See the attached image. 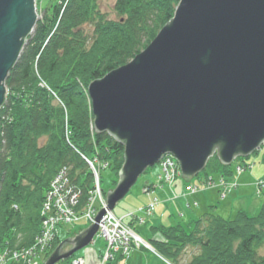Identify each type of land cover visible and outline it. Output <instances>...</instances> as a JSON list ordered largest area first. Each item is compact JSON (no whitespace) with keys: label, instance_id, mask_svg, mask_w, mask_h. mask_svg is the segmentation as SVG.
Returning <instances> with one entry per match:
<instances>
[{"label":"water","instance_id":"95a60500","mask_svg":"<svg viewBox=\"0 0 264 264\" xmlns=\"http://www.w3.org/2000/svg\"><path fill=\"white\" fill-rule=\"evenodd\" d=\"M37 21L34 0H0V107L5 79ZM93 128L124 149L95 223L44 264L86 248L106 212L165 155L191 181L214 156L229 167L264 143V0H180L151 43L87 87ZM71 246L61 253L62 246Z\"/></svg>","mask_w":264,"mask_h":264},{"label":"trees","instance_id":"16d2710c","mask_svg":"<svg viewBox=\"0 0 264 264\" xmlns=\"http://www.w3.org/2000/svg\"><path fill=\"white\" fill-rule=\"evenodd\" d=\"M97 1L67 0L65 6L46 7L4 82L8 96L0 108V252L32 241L40 229L46 190L61 167L69 169L72 185L80 189V206L86 204L93 177L80 154L110 164L115 186L123 147L106 133L92 134L87 87L142 51L172 18L179 0H116L117 20L101 15ZM86 25L92 27L90 36L83 31ZM40 80L53 94L39 87ZM54 97L67 111V121L62 107L53 105ZM44 137L47 142L40 145ZM232 166H221L215 157L199 176L202 181L215 173L230 179ZM153 230L163 239L151 241L152 247L177 264L187 247L198 251L188 264H264V200L254 216L238 211L233 220H224L210 212L186 225ZM58 244L53 243L46 259Z\"/></svg>","mask_w":264,"mask_h":264},{"label":"rangeland","instance_id":"374dc122","mask_svg":"<svg viewBox=\"0 0 264 264\" xmlns=\"http://www.w3.org/2000/svg\"><path fill=\"white\" fill-rule=\"evenodd\" d=\"M35 1L37 4L35 8L37 12V21H38L36 23H39L43 20L44 10L46 9V7L51 8L54 5H61L62 3L67 2V0H35ZM115 1L116 0L97 1V8L99 10V13L103 15L106 19L109 20L118 19V15L114 10ZM83 31L85 34H88L90 36L92 34V27L86 25ZM39 87L44 88L47 91H49L51 94H53L50 91L49 86L46 85V83L41 80L39 83ZM5 95L8 96L7 90ZM52 103L53 105H60L56 97H54ZM61 107L64 111V117H65L67 111L63 106ZM66 121H67V116H66ZM90 130H92V134L95 133L93 128V123L90 126ZM67 132L68 130L65 127L64 129L65 138ZM70 136L71 133L69 134L68 137ZM66 141L71 146V144L68 142L69 138H67ZM46 142H47V137H44L42 138V140H40L39 144L41 145ZM263 152H264V143L263 145H261L260 150L257 154L252 155L250 158L249 157L244 158L247 164L251 165L252 169H248L243 173L241 171L242 167H238L241 165L239 163H238L239 165H237V163H233L232 169L234 174L230 179H225L224 181L220 179L221 175L216 173L210 175V177H208L206 181H202L201 178L202 176H199L200 175L199 173L198 175L199 177L196 176L194 180L192 179L190 182H187L182 179L180 167L175 158L172 159L176 163L175 166H178L179 173L177 175L179 176L177 178H172V175L170 177L169 173L171 171V167H174V164L172 165L171 162L166 161V159L169 158H165L163 156L160 159V161L157 163V165L153 166L152 168H148L146 172L138 178L134 187L129 191V193L125 196L123 200H121L119 203L116 204L113 211H109L104 214V216L101 218L100 222L98 223V230L94 235L92 242L86 248L74 253L70 258L61 260L60 262H62L63 264H118L119 262H115L118 257L120 261L123 262L127 261V263L129 264H139V262L141 261L140 256L134 255V252L137 248L139 251L148 252L153 256H155L158 259L159 264H177L174 263V261H171L159 255L148 241L149 239L152 238L151 237L152 235H155L154 233L155 230H153L155 228H151L149 223L148 222L146 223V220L150 215L155 214L157 217L160 216V218L163 216V223H162L163 226H159V227H170L171 225H173L172 219L175 217V216H171L170 213L171 211L166 209L165 206L162 205L164 202L161 199H159V195H157V193L155 194V192L170 185L172 186L177 185L179 187L184 185V191H182L181 194L172 196L175 197L174 202H179L180 204L186 202L188 204H191L187 200L190 199L193 200L195 198L196 202H198V206L195 207L194 209L195 216L199 212H200L199 215L201 214V212H204L205 214L206 210H209L211 213H214V215L218 216L219 212L218 214L216 213L214 205L210 208L207 207L208 204L211 202V200H214L211 197V193H216L217 199L215 201H219V203H221L224 200V198L229 196L231 191L238 188V185L234 182V178H236L234 176H236L237 174V177L239 178L244 176L247 179L248 177H250L251 179L248 178V180H250L249 182L250 185L252 184L253 179L256 177V179H254L253 182V187L256 191L255 196L262 198V203H263L264 184H261V182L264 181V177L262 179L259 178L261 175H264V164H262L261 162V157ZM123 153H124V149H123ZM80 157L87 165L93 177V189L88 194V199L86 201V204L80 206L81 192L76 185L74 186L72 185L69 176V169L67 167H61L60 169H58V171L55 173V175L53 176V178L49 183L48 189L46 190L44 200L40 208L41 224L39 231L36 233L32 241L28 245L21 247L16 245L13 248L11 247L12 249L8 248L9 253L8 252L5 253L4 251L0 252V259H3L6 264H44L47 260L45 259V254L51 248V246L56 240L59 241L60 244L61 241L63 240L73 239V233L79 232L81 230L86 229L90 225H93L95 223L94 219L97 216L98 212L106 208L107 206L106 193L112 191L115 187L113 186V182L115 181V176L113 172L110 170V164L108 163L98 164L95 158L91 160L84 157L81 154ZM213 158H215V156ZM164 162H165V166L163 165ZM96 166L101 168L100 175L98 173L99 171L97 170ZM205 168L203 169V171L205 170ZM159 171L160 173L158 174ZM166 172L168 175L166 174ZM61 175H63L64 179L67 178V180H69V184L73 187V193H72L73 198L71 200H68L67 202H65L63 195L60 196V191L56 189V186L52 185L55 182V180ZM172 180L173 183H171ZM212 181H215V185H217L218 188L211 183ZM116 183H117V179L115 185ZM191 186L193 187L192 191L193 192L195 191L196 194H194L193 196L189 195L185 197L187 194L191 192V190H188V188H191ZM143 197L149 198L147 204H145L146 199H144ZM49 200H50V204H49ZM173 207H178V206L175 205ZM190 207H192V205ZM14 208L16 207L14 206ZM188 210L189 209H185L186 212ZM136 215H139L141 217L137 218L138 216L136 217ZM134 216L135 218H132ZM250 216L252 215L250 214ZM200 217L192 218L188 223ZM223 218L224 220H228L227 217H223ZM169 219L171 221H169ZM233 219L234 218L232 217V219L230 220ZM159 238L161 240L163 239L161 236ZM125 240L129 241L130 244L129 248L127 249L128 250L127 254L128 253L129 254L126 257L122 256L123 251L119 249L121 248L119 246V244H121L120 241H125ZM238 244L239 241L234 242L235 247H237ZM69 249H71V246L68 245L62 246L61 253H66L68 252ZM117 249L119 252H115V251L112 252L113 250H117ZM21 251H26L24 255L28 256L29 260L28 258L23 260V258H21L22 256H20L16 262L14 260L15 258L13 257V254L16 252L20 253ZM197 252L198 251H196L195 249L187 247L183 251L181 256H178V264H188L191 258L193 257V255L197 254ZM50 256L51 255H49L47 258H49ZM39 257H42L41 261H38ZM130 258H132V261L130 260ZM69 261L70 263H68ZM60 262H58L57 264H59Z\"/></svg>","mask_w":264,"mask_h":264},{"label":"crops","instance_id":"0c3cea01","mask_svg":"<svg viewBox=\"0 0 264 264\" xmlns=\"http://www.w3.org/2000/svg\"><path fill=\"white\" fill-rule=\"evenodd\" d=\"M254 174V173H253ZM264 175H261L259 178H263ZM249 179H251L250 177H248ZM248 178L246 179L244 176L243 177H237L234 178V182L238 185V188L231 191L229 196H227L226 198H224V200L219 203V201H215L217 199V195L216 193H211V197L214 200H211V202L208 204V208L212 207L214 205V208L216 210V213L218 214L219 217L223 218V217H227L228 220L232 219V217L234 218L236 213L238 211H245L248 215H256V213L259 211L261 204H262V198L256 197L255 196V189L253 187V182L254 179L252 181V184L250 185L249 182L250 180H248ZM175 186V185H174ZM168 189L167 187H164L161 190H157L155 192V194L157 193V195H159V199H161L164 203L162 205L165 206L166 209L170 210L171 212V216H175L172 219V224L171 226H177V225H184L186 223H188L192 218H196V217H200L202 214H204V212H201V214L199 215V213L195 216L194 211L190 212L189 211H185V209H183L179 204V202H170L167 198V194H168ZM175 192L177 194H181L182 191L181 189L177 188L175 190ZM144 199H146V203L149 201V198L147 197H143ZM189 203H192V201H196L195 198L192 200H187ZM177 205L178 207H173L175 205ZM229 205L228 210L227 211H223V205ZM206 209V208H204ZM205 213H210L209 210H206ZM224 213V214H221ZM224 219V218H223ZM169 221H171L169 219ZM149 223L151 228H158L159 226H163V216L160 218L157 217L155 214L150 215L147 220L146 223ZM171 223V222H170ZM169 226V225H168ZM170 226V227H171ZM142 252V253H140ZM142 254V255H141ZM134 255L136 256H140L141 261L139 262V264H159L158 259L153 256L152 254L148 253V252H143V251H136L134 252ZM133 255V257H134ZM132 257V258H133ZM132 258H130V260L132 261ZM115 262H119L118 264H129L127 263V261L123 262L120 261V259L117 257Z\"/></svg>","mask_w":264,"mask_h":264},{"label":"bare ground","instance_id":"6f19581e","mask_svg":"<svg viewBox=\"0 0 264 264\" xmlns=\"http://www.w3.org/2000/svg\"><path fill=\"white\" fill-rule=\"evenodd\" d=\"M180 1V0H179ZM178 1V2H179ZM63 5L65 4V3H62ZM34 5L35 6H37V4H36V1L34 0ZM65 6V5H64ZM35 11H36V8H35ZM36 16H37V12H36ZM170 20V19H169ZM168 20V21H169ZM151 43V42H150ZM142 51H140L139 53H141ZM131 61V60H130ZM127 64V63H126ZM8 76V75H7ZM7 78V77H6ZM6 80V79H5ZM3 85H4V87H5V84L3 83ZM5 89H6V87H5ZM7 90V89H6ZM6 98H7V96L5 95L4 96V102H5V100H6ZM89 98V97H88ZM89 101H90V99H89ZM3 105L4 104H2L1 105V107H3ZM0 107V108H1ZM90 108H91V101H90ZM91 114H92V112H91ZM92 119H93V115H92ZM93 121V120H92ZM64 123H65V125H66V127L68 128V125H67V122L66 121H64ZM93 123V122H92ZM68 132L70 133V131L68 130ZM91 132H92V130H91ZM96 134V133H95ZM69 142V141H68ZM263 145V144H262ZM259 150H260V148L258 149V150H255L250 156H249V158L252 156V155H254V154H257L258 152H259ZM167 156H170V157H172V158H174L173 156H171V155H165L164 157H167ZM248 158V157H247ZM261 159H262V157H261ZM218 160V159H217ZM233 163H237V165H241V166H238V167H242V169H241V171H242V173L243 172H245L246 170H248V169H252L251 168V165H249V164H247V162H246V160L244 159V158H236L235 160H233V162L231 163V165L230 166H232L233 165ZM239 163V164H238ZM263 164V163H262ZM157 165V164H156ZM97 167V170L99 171L98 173H99V175H100V172H101V168L100 167H98V166H96ZM161 171V170H160ZM160 171L158 172V174L160 173ZM240 172V171H239ZM241 173V174H242ZM161 174H162V172H161ZM234 174V173H233ZM240 175V174H239ZM234 177H236L237 178V174H236V176H234ZM178 179H180V178H178ZM220 179L221 180H225L224 178H222V177H220ZM254 179H256V177L254 178ZM193 180H194V178H193ZM175 182V181H174ZM187 182H190V181H187ZM171 183H173V180L171 181ZM170 183V184H171ZM213 185H215V181H212L211 182ZM261 184H264V181L263 182H261ZM216 187H217V185H215ZM215 187V188H216ZM177 188H180L181 189V191H184V185H182V186H177V185H170V186H168L167 187V189L169 190L168 191V194H167V198H169L168 200L170 201V202H174V198L175 197H172L173 195H179V194H177L176 192H175V190L177 189ZM192 186H191V188H188V190H191V192L189 193V194H187L185 197H187V196H193L194 194H196L195 193V191L193 192L192 191ZM218 188V187H217ZM219 192V191H218ZM182 197H184V196H182ZM155 200H157V199H155ZM197 204V205H196ZM183 209H189L188 211H190V212H192V211H194V209H195V207H197L198 206V202H196V201H193L191 204H188V203H186V202H184L183 204H179ZM192 205V207H190ZM223 205V204H222ZM228 207H229V205L227 206V205H223V211H227L228 210ZM138 216V217H137ZM136 217L137 218H139V217H141V216H139V215H136ZM132 218H135V216L134 217H132ZM141 224H143V223H141ZM161 235L158 233V232H155V235H152L151 237V239H149L148 241L149 242H151V241H155V242H161L162 240L159 238ZM136 251H139L137 248H136ZM4 252L5 253H9V249L8 248H5L4 249ZM27 258H28V260H29V257L27 256ZM44 259V258H43ZM46 259V258H45ZM42 260V257H39L38 258V261H41ZM4 264V263H3Z\"/></svg>","mask_w":264,"mask_h":264},{"label":"built area","instance_id":"2783aa9c","mask_svg":"<svg viewBox=\"0 0 264 264\" xmlns=\"http://www.w3.org/2000/svg\"><path fill=\"white\" fill-rule=\"evenodd\" d=\"M68 133L69 132H67V134H66V139L68 138V136L70 134V133L69 134ZM165 158H169L170 160L166 159V161L171 162L172 165L174 164V167H171V171L169 173L170 177L172 175V178H177L179 176V175H177L179 173L178 166H175L176 163L174 162L172 157L167 156ZM163 165L165 166V162H164ZM166 174H167V172H166ZM52 185L56 186V189L58 191H60V196L61 195L64 196L65 202H67L68 200H71L73 198V196H72L73 187L69 184V180H67V178L66 179L63 178V175L59 176ZM64 189H65V191H64ZM49 204H50V200H49ZM120 243L121 244H119V246L121 248H119V247L118 248L123 251V255L122 256L126 257L129 254V253L127 254V252H128L127 249L129 248V245H130L129 241H126V240L125 241H120ZM114 251L115 252H119L118 249L117 250H113L112 252H114ZM25 252L26 251H21L20 253H17V252L14 253L13 254V257L15 258L14 260L17 262V260H18V258L20 256H22L21 258H23V260H25L27 258V256L24 255ZM3 263L6 264L3 259H0V264H3Z\"/></svg>","mask_w":264,"mask_h":264}]
</instances>
